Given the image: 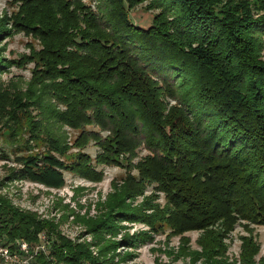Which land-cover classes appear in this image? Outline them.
I'll return each instance as SVG.
<instances>
[{"label":"trees","instance_id":"1","mask_svg":"<svg viewBox=\"0 0 264 264\" xmlns=\"http://www.w3.org/2000/svg\"><path fill=\"white\" fill-rule=\"evenodd\" d=\"M145 1L15 0L0 37L23 32L40 42L33 84L53 104L54 122L81 134L70 162L55 146L47 156L18 157L21 167L4 181L59 190L63 171L100 182L99 166L132 168L137 174L128 171L120 197L88 228L98 240L122 222L153 233L163 222L173 234L201 231L202 246L219 244L238 224L264 227V0H150L158 13L142 28L128 14ZM88 126L102 134L84 132ZM90 141L94 158L81 151ZM140 147L148 155L133 164ZM148 186L166 207L131 210L128 200ZM40 234L62 264H106L101 254L115 247L94 256L0 194V245L34 246ZM146 239L142 232L119 243ZM243 251L256 254L245 243ZM35 263L47 257L39 253Z\"/></svg>","mask_w":264,"mask_h":264},{"label":"rangeland","instance_id":"2","mask_svg":"<svg viewBox=\"0 0 264 264\" xmlns=\"http://www.w3.org/2000/svg\"><path fill=\"white\" fill-rule=\"evenodd\" d=\"M151 6L150 0L136 5L129 10V19L139 27H149L158 13ZM17 11L15 0H0L2 24L10 23L6 19L11 20ZM39 49L40 42L28 33L13 32L8 38L0 37V56L7 61L0 74V151L7 157L0 156L1 195L18 209L58 225L64 237L75 244L88 245L94 256H98L100 249L111 248L115 244L114 248L101 254V259L107 260L106 264H264L263 226L238 224L219 244L205 243L202 246L204 233L201 231L173 234L171 227L166 226L167 222H163L153 233L144 224L122 222V228L116 234H106L98 240L88 232V228L103 218L108 206L120 197L128 171L131 175L137 174L125 165L97 167L103 175L100 182L84 180L63 171L65 185L59 190L30 181H4L11 169L21 167L18 157L40 158L53 154L54 147L59 146L66 152L65 161L70 162L78 152V148L72 145L81 131L57 125L53 119V104L49 103L47 95L37 91L38 85L33 84L36 65L33 53ZM83 131L99 130L88 126ZM81 151L94 158L97 148L90 141ZM146 155L148 152L140 147L131 163L135 164ZM128 203L131 210L146 214L151 213L146 211L150 206L166 207L164 195L154 190L153 186H148ZM142 232L148 233L152 240L146 239L134 246L119 243L127 235ZM95 243L101 245L96 246ZM244 243L256 252L253 257L244 256Z\"/></svg>","mask_w":264,"mask_h":264},{"label":"built area","instance_id":"3","mask_svg":"<svg viewBox=\"0 0 264 264\" xmlns=\"http://www.w3.org/2000/svg\"><path fill=\"white\" fill-rule=\"evenodd\" d=\"M38 238L39 243L34 246L21 240L0 245V264H37L35 262L39 253L47 257V264H62L49 256V246L44 234H40Z\"/></svg>","mask_w":264,"mask_h":264}]
</instances>
